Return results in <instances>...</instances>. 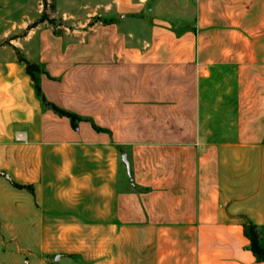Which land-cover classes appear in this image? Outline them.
Instances as JSON below:
<instances>
[{"label": "crops", "instance_id": "0c3cea01", "mask_svg": "<svg viewBox=\"0 0 264 264\" xmlns=\"http://www.w3.org/2000/svg\"><path fill=\"white\" fill-rule=\"evenodd\" d=\"M53 7L0 0V264H264V0Z\"/></svg>", "mask_w": 264, "mask_h": 264}, {"label": "trees", "instance_id": "16d2710c", "mask_svg": "<svg viewBox=\"0 0 264 264\" xmlns=\"http://www.w3.org/2000/svg\"><path fill=\"white\" fill-rule=\"evenodd\" d=\"M49 9H50V12H53L54 11L53 5ZM43 23H47L50 26L54 25V20H50L48 15L46 14V7L44 4H43V13H42L41 18L37 22L29 26L28 30L35 28L38 25L43 24ZM17 60L19 63H22L25 65L27 74L32 78L33 82L36 83L35 76L41 73V70L39 69V67L34 64H30L29 62L21 58L18 53H17ZM36 91H37V94L40 95L38 87H36ZM45 106L51 107L52 110L59 116L68 118L73 127L75 126V123L79 121V119L75 117L74 115L60 111L59 109L53 107L50 104H45ZM243 234L250 243L251 253L256 257L257 261L264 262V249L260 245V239H259L260 234L257 231V228L251 225L250 223H248L247 221H244Z\"/></svg>", "mask_w": 264, "mask_h": 264}, {"label": "rangeland", "instance_id": "374dc122", "mask_svg": "<svg viewBox=\"0 0 264 264\" xmlns=\"http://www.w3.org/2000/svg\"><path fill=\"white\" fill-rule=\"evenodd\" d=\"M41 4H42V6H43V4L45 5L47 15H48V17H51L52 16V12H50L49 8L52 5H54V0H41ZM50 27L53 29V31L55 33H59L62 30L63 25L61 24L59 19H54V25L50 26ZM259 239H260V241L263 240V238H261V235H260Z\"/></svg>", "mask_w": 264, "mask_h": 264}]
</instances>
